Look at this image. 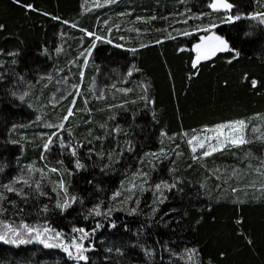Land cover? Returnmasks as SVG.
<instances>
[{"label": "trees", "instance_id": "1", "mask_svg": "<svg viewBox=\"0 0 264 264\" xmlns=\"http://www.w3.org/2000/svg\"><path fill=\"white\" fill-rule=\"evenodd\" d=\"M228 2L240 20L224 22L228 14L212 12V0H0V184L33 163L64 170L48 174L45 196L7 193L16 204L5 202L0 221L49 227L66 244L83 228L89 264H191L190 249L198 250L196 264H264V25L249 19L264 12V0ZM210 24L239 58L223 52L197 73L193 49ZM57 74L81 95L53 105ZM70 107L71 136L44 127L61 123ZM236 121L248 123L251 143L192 152L189 135ZM53 133L79 145L83 169L55 137L41 159ZM61 178L79 198L65 212L48 182ZM157 184L176 186L157 192ZM96 206L112 211L89 214ZM0 264L76 262L60 248L0 242Z\"/></svg>", "mask_w": 264, "mask_h": 264}, {"label": "snow or ice", "instance_id": "2", "mask_svg": "<svg viewBox=\"0 0 264 264\" xmlns=\"http://www.w3.org/2000/svg\"><path fill=\"white\" fill-rule=\"evenodd\" d=\"M15 3L20 4V0H14ZM111 2H114V0H111ZM25 7L28 10H35L30 5H21ZM209 7L214 11H225L226 13H231L232 8L234 7L231 3L228 2V0H212V3L209 4ZM152 19H155V17H152ZM224 22L226 23H232L235 21H238L241 19L240 15H231L228 14L225 17L222 18ZM249 19L252 20H258L261 25H264V12L255 13L249 17ZM186 22V21H185ZM3 25H0V31L3 30ZM217 27L215 24H210L208 26H205L203 28H200V31L203 32H210V35H205L200 37V43H197L193 49L195 51V59L192 62L193 69L196 70L198 73L199 68L198 65L201 63V61H207L214 57L217 53L221 52H232L233 57L232 60L239 58V52L238 50L231 48L229 45V42L222 38L221 36L216 35L214 32H212V29ZM88 35H94L93 33H88ZM184 35H190V33L185 32ZM97 40L101 39L99 36L96 37ZM107 43H110L111 41H105ZM144 46V45H142ZM95 44L91 46V48H94ZM119 47V45H117ZM91 48L88 50L87 55H91ZM132 51H135L134 49ZM181 51H184V49H181ZM232 60H229L228 62L231 63ZM15 63V61H13ZM87 65V58H85V66ZM128 76L132 75V70L128 71ZM83 75V73H81ZM245 80H247V76H245ZM251 86L253 88L257 87V81L255 79L251 80ZM71 94V93H69ZM27 95V93H24L19 97L21 101L24 100V97ZM72 104H75V99L72 101ZM73 110L70 107L67 110V114L62 117V121L59 125H51L48 124L46 127H56L61 131H68L69 136H71V131L68 129H65L64 122H66L69 117L73 116ZM246 127L245 121H236L233 123H228L224 125H220L219 127L212 129L214 133H216L215 139L217 140L216 147L219 148L221 145L223 146H229V147H241L245 144L251 143L250 140H248L244 135V129ZM225 130H227V135H225ZM255 131V130H254ZM223 136V141L220 140V137ZM56 138L58 140V146L61 149H67L68 154H70L74 158V166L76 170L83 169L85 165L81 163L80 159L78 158V147L79 145L73 144L72 141H66L62 136H59L58 133H53L52 135H49L47 140L43 144V151L41 153V159H46L45 153H47L52 144H53V138ZM209 139L208 137H205V140ZM195 142L196 145H198L200 148H204V141L201 140L199 137H192L188 140V143L190 145H193ZM129 151H131V147L129 146ZM196 146H193L192 152L196 153ZM215 150L213 147H209L206 151L203 152V156H208L211 154V152ZM148 156H152L156 159H160L161 156H166L163 152L161 153H148L146 154ZM105 157L102 155L101 159H104ZM194 159H199V157H196L194 155ZM108 161L102 166V171L108 167L111 166V154L108 155ZM120 161L117 159L115 163H119ZM63 163L62 161L60 162ZM63 169L61 168H54L49 167L47 164H45L43 167H36L35 164H29L26 165L22 170L21 173L15 177H13L9 182L0 184V215H3L4 212L7 211V208L5 207V202L15 207L16 202L13 200L8 199L7 193H13L15 196L20 197L22 200H27L30 195H39V196H45L47 193L44 191V181L48 179L49 173H56L62 177L63 175ZM69 175H71V172H69ZM146 175V174H145ZM49 183H52L53 191L57 193L58 199L56 200L55 207L57 209H60L61 212L67 211L69 208L72 207L73 204H75L78 201V197L76 195H73L68 190V184L65 182L63 178L58 179L56 181H48ZM146 183V181H145ZM17 185H20V187H17ZM135 186V185H133ZM175 184H157L155 186V189L157 192H160L162 188H166L168 190H171L174 188ZM143 187V185H141ZM28 189L29 191H25V189ZM235 191V190H234ZM120 193H115L113 196V199H115L117 196H119ZM161 192V196H162ZM80 203H83L82 200L79 201ZM160 203H163V200L161 199L159 201ZM138 203V202H137ZM42 211L47 212L48 206L45 205L42 209ZM112 211L111 208H109L106 212L102 213L99 206H96L91 210L89 214H94L96 216L105 215L107 216ZM155 211V209H154ZM135 209L130 210V214L134 213ZM114 226V225H113ZM0 227H2V231H0V242H3L5 244H12L15 246H20L23 244H29L33 242H37L43 245L44 248H60L70 260H73L76 262V264H80L82 261L83 264H89V257L87 256V252L92 251L93 248L91 246L86 247L84 244V241L88 239L90 233L86 232L83 228L79 229H73V231L80 233L81 235L79 237L73 238L70 244L64 243L62 239V234L60 232H54L49 227H32L27 224L21 223L19 226H13L12 224H8L6 222L0 221ZM97 227H100V225H97ZM79 241V242H77ZM250 243V241H249ZM108 251H112V249H108ZM119 251V250H117ZM150 251H146V255L151 256ZM198 255V250L196 249H190L188 250V259L191 261V264H196V257Z\"/></svg>", "mask_w": 264, "mask_h": 264}, {"label": "rangeland", "instance_id": "3", "mask_svg": "<svg viewBox=\"0 0 264 264\" xmlns=\"http://www.w3.org/2000/svg\"><path fill=\"white\" fill-rule=\"evenodd\" d=\"M210 34L211 33H209L207 35H210ZM52 77L50 76V79H52ZM54 80L56 82V92L54 93L53 98H52V104L53 105H57L58 103H60V102L64 101L65 99H67L70 95H72L74 93L75 90H76V93L74 94L75 97H77L78 95H81V91L79 90V88H76L75 85L71 84L68 81L67 77L62 76L61 74H57L56 76H54ZM69 93H71V94H69ZM90 94H91V96H94V97L96 96L95 85L92 86V88L90 90ZM43 124H44V127H46V125H48V124L54 125L49 120L44 121ZM59 124L60 123H58L56 125H59ZM246 125H247V123H246ZM46 128L53 129V128H56V127H51V128L46 127ZM254 130L257 131L256 133H258L259 135H260V133H262L261 130H260V127H256V128H254ZM246 132H247V128L245 127L244 135L246 134ZM225 135H227V130H225ZM192 137H199L201 140L204 141V145H205L204 148H200L198 145L195 144V142H194L193 145H191L192 148H193V146H196L197 150L204 149L206 151L209 147H213V148H215V150H213L212 152H214V151H217V150H220V149H223V148L226 147V146H223V145H221L219 148L216 147V145H217V140L215 139L216 133H214L212 131V129L211 130H207L205 132H201V133H199L197 135H191V136L189 135L188 138L191 139ZM205 137H208L209 139L205 140ZM220 140L223 141V136L220 137ZM19 186L20 185H17V187H19Z\"/></svg>", "mask_w": 264, "mask_h": 264}, {"label": "water", "instance_id": "4", "mask_svg": "<svg viewBox=\"0 0 264 264\" xmlns=\"http://www.w3.org/2000/svg\"><path fill=\"white\" fill-rule=\"evenodd\" d=\"M234 10V7L232 8V10H231V12ZM211 11L212 12H214L212 9H211ZM214 13H223V14H230V13H226L225 11H223V10H221V11H218V12H214ZM221 53H223V52H221ZM221 53H217L215 56H217V55H219V54H221ZM214 56V57H215Z\"/></svg>", "mask_w": 264, "mask_h": 264}, {"label": "crops", "instance_id": "5", "mask_svg": "<svg viewBox=\"0 0 264 264\" xmlns=\"http://www.w3.org/2000/svg\"><path fill=\"white\" fill-rule=\"evenodd\" d=\"M224 125V124H223ZM247 126H248V123H247V125H246V128H247ZM248 135H247V132H246V134H245V137H247Z\"/></svg>", "mask_w": 264, "mask_h": 264}]
</instances>
